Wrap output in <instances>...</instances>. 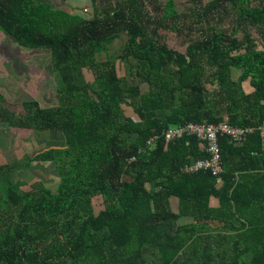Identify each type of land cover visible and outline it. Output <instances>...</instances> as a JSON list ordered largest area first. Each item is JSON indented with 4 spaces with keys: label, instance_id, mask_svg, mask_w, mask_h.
<instances>
[{
    "label": "trees",
    "instance_id": "trees-1",
    "mask_svg": "<svg viewBox=\"0 0 264 264\" xmlns=\"http://www.w3.org/2000/svg\"><path fill=\"white\" fill-rule=\"evenodd\" d=\"M49 1L0 0V29L50 51L57 99L46 107L22 100L14 112L0 92V125L65 136L62 147L0 164V264H264L259 130L239 144L218 136L220 183L208 171L181 172L204 156L194 137L166 144L161 136L187 122H264V0H192V18L174 0H90L88 18ZM223 15L233 23L217 31L210 21ZM161 29L187 31L185 50L169 46ZM121 31L120 54L98 60ZM117 61L135 82L118 75ZM33 161L53 166L56 191L40 180L28 190L20 179L1 180Z\"/></svg>",
    "mask_w": 264,
    "mask_h": 264
},
{
    "label": "rangeland",
    "instance_id": "rangeland-1",
    "mask_svg": "<svg viewBox=\"0 0 264 264\" xmlns=\"http://www.w3.org/2000/svg\"><path fill=\"white\" fill-rule=\"evenodd\" d=\"M176 8L183 15L194 17L191 12L192 0H174ZM207 0H201L205 3ZM54 8H61L70 13L79 14L85 18L91 16L92 7L90 0H50ZM217 17V15H216ZM191 18H187V22L191 27V36L197 37L201 34L199 26L196 25ZM233 21L228 16H221L220 21L211 19L210 26L216 28L217 31L230 30ZM184 25V24H183ZM255 38L257 31L255 27L249 28ZM241 31V30H240ZM238 31L236 36L241 39L242 33ZM161 34L167 41L168 45L173 49L183 52L185 45L182 37L188 35L186 31H182L181 36L175 35L173 31L161 29ZM127 35L124 31L119 33L112 43L106 46L99 56L98 60L113 58L120 54L125 45ZM50 51L41 48H27L19 45L14 39L0 29V92L3 94L4 105L14 111H22V100L36 99L41 106H53L57 103L55 95V80L50 64ZM118 75H125L129 81L132 80L128 74V69L121 62H116ZM85 76L88 80L92 79L90 71L84 69ZM238 71H234L232 76L235 78ZM247 90V83L244 85ZM124 112L131 114L134 118L136 114L131 113L130 108L124 106ZM164 115L163 111L158 112ZM65 144V136L61 131H35L29 128L7 127L5 124L0 125V164L10 162L15 158L21 157L24 153L30 156L51 147H62ZM32 168L20 170L17 173H7L1 180L9 179L15 181L22 180L25 184L22 189L28 190L30 185L40 180L46 187L52 191H56L59 178L53 166L47 162L33 161ZM211 204L216 205V199L211 200ZM94 208L97 211L103 204L100 197L94 198Z\"/></svg>",
    "mask_w": 264,
    "mask_h": 264
},
{
    "label": "built area",
    "instance_id": "built-area-1",
    "mask_svg": "<svg viewBox=\"0 0 264 264\" xmlns=\"http://www.w3.org/2000/svg\"><path fill=\"white\" fill-rule=\"evenodd\" d=\"M255 128L259 130L264 149V122L257 124L256 127L234 126L229 124L226 119L218 123L187 122L185 124L163 129L161 136L166 144L185 136L194 137L197 141L199 151L202 152L204 156L185 163L181 168V172L193 173L200 170L208 171L215 176L217 182L220 183L223 166L218 145V136L224 135L232 142L239 144L248 134L252 133ZM157 137L158 135L152 136L147 140V143L150 144ZM133 159L134 157L130 158V160Z\"/></svg>",
    "mask_w": 264,
    "mask_h": 264
}]
</instances>
